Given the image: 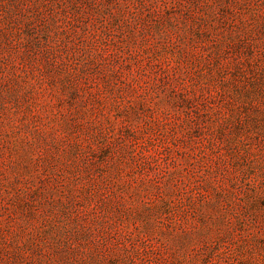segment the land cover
<instances>
[{"label":"rangeland","instance_id":"obj_1","mask_svg":"<svg viewBox=\"0 0 264 264\" xmlns=\"http://www.w3.org/2000/svg\"><path fill=\"white\" fill-rule=\"evenodd\" d=\"M0 264H264V0H0Z\"/></svg>","mask_w":264,"mask_h":264}]
</instances>
